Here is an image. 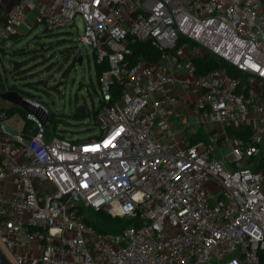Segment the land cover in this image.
I'll return each instance as SVG.
<instances>
[{"label":"built area","instance_id":"1","mask_svg":"<svg viewBox=\"0 0 264 264\" xmlns=\"http://www.w3.org/2000/svg\"><path fill=\"white\" fill-rule=\"evenodd\" d=\"M0 7L1 49L36 26L78 28L80 18L83 48L108 63L97 76V134L49 133L51 110L29 97L43 107L27 112L35 133H12L0 107V246L13 264H264V0ZM146 40L162 51L159 63L129 58ZM207 54L246 75V92L226 65L196 74L195 59ZM181 85L196 93L193 111L217 123L205 139L176 138L170 117ZM240 128L250 135L237 137ZM87 209L132 223L100 230Z\"/></svg>","mask_w":264,"mask_h":264},{"label":"rangeland","instance_id":"2","mask_svg":"<svg viewBox=\"0 0 264 264\" xmlns=\"http://www.w3.org/2000/svg\"><path fill=\"white\" fill-rule=\"evenodd\" d=\"M0 20L2 22V18ZM77 25L78 28L68 27L63 29H46L45 25L36 26L29 31L28 35L22 37L20 42H18L19 40H8L5 49L10 52L11 50H22L28 47L32 51L41 48L43 54L47 57L40 56L35 60L33 64H37V67L32 70L35 72L41 71L40 75H37L34 79L46 82L42 87L46 91L26 88L30 89V92L34 95H41L51 112L57 114L59 117L58 130L65 131L71 137L84 139L89 135L99 133L93 112L94 108L98 106L100 97L97 95L99 83L95 54L90 47L83 48L79 40L83 29V22L80 18L77 19ZM1 48L2 46H0ZM70 48L72 52L74 49L79 48L83 54L82 62L77 61L78 63L72 71L68 70L71 62L68 60L72 58L75 52L68 57ZM5 49L3 50L5 51ZM1 56L4 58L1 59ZM28 56L30 55L27 54ZM9 57L10 55L7 53H0L1 71L6 68L3 67V64L9 66ZM2 73L4 72L2 71ZM11 81L14 82L12 78ZM22 83L24 84L26 81L22 80ZM76 103L84 104L88 108L87 117L78 119L74 116ZM7 128L12 133L17 132L15 128L10 127L9 123ZM227 166L232 168L229 163ZM96 224L104 228H110L109 230L112 232H119V228H115V225L103 224L102 219L97 218Z\"/></svg>","mask_w":264,"mask_h":264},{"label":"trees","instance_id":"3","mask_svg":"<svg viewBox=\"0 0 264 264\" xmlns=\"http://www.w3.org/2000/svg\"><path fill=\"white\" fill-rule=\"evenodd\" d=\"M46 29H48V28H46ZM19 38L20 37L14 36V37H11L10 40H18ZM36 41H38V40H36ZM131 48L133 50V54L130 55L129 58L132 61H134L138 58H144V59L150 60L152 62L159 63L161 60L162 51L159 50L157 47H155L151 40L136 42V43L131 45ZM29 49L30 48L28 47V48H26V49L24 48L22 50H14V51L11 50L10 52H7L6 49H5V51L3 49H0V53H3V54L7 53L8 55H10V57H9V61H10L9 64L10 65L5 66V64H3V67H6V68L2 69V71L4 73H2L1 68H0V89H2V90H7V89L17 90V91L22 92L25 95V97L38 99V100H41L42 102L45 103V101L43 100L41 95L37 96V95L32 94L30 92V89L33 88L35 90L46 91V90L42 89L43 85L46 82H43L42 80H35L34 79L37 75H40L41 71L35 72L32 69L37 67V64H35V63L33 64V62L35 60H37L40 56H42L44 58H46L47 56L45 54H43L41 48L34 49L33 51L29 50ZM44 50H46V49H44ZM68 51H69L68 57H70L72 55V53L75 52L72 55V58L71 59L69 58L70 60H68V61H71L70 67L68 68V70L72 71V69H74L76 67V65L78 63L77 61H79V56L81 54V51L79 48L76 50L74 49L73 52H72V49L70 48ZM27 54H29L30 56L27 57ZM3 58L4 57L1 56V59H3ZM194 62L196 65V74H198V75L205 74V73L211 71L212 69H216V68L220 67V65H226L229 74L234 76V77H237L241 81V86L238 89V92H246V88L248 86L247 81H246V75H244L242 72H240L233 65H231L229 63H225L222 59H220L216 55L207 54L201 58L195 59ZM107 68H108V63H106V62L103 65H96L97 76H99L102 73V71L107 69ZM11 78H12V80H14V82L11 81ZM22 80L26 81V83L23 84ZM17 81H20V82L18 83ZM26 87H29L30 89H28ZM7 111H8L9 117H12L16 113H19L22 116L23 122H24L23 127H22V132L26 136H30V135H33L35 133V128H34L35 123L33 120H31L27 117V112L24 109L12 105L10 107H7ZM75 117L78 119L82 118V117H78V116H75ZM58 123H59V117L57 116V114L55 112H51L49 119H48L49 133L57 134V135L63 136V137L69 136L66 134L65 131L58 130V127H57ZM51 125H52L53 129L51 128ZM250 133H251V131L249 129L244 130L243 128H240L239 130L235 131L236 136L242 137V138H246V136L250 135ZM205 137L206 136H204V135L201 137H197V135L193 134L189 138V140H190V142H194L197 139H205ZM259 167H264V153L260 157ZM84 214H85L86 222L94 225L95 227H97L100 230H109L110 228H104V227L98 226L96 224L97 218L100 220L102 219L103 224L108 223L111 225H115V228H121L125 225H129L132 223V221L128 218H123L120 216L113 217L112 215L107 213L105 210L87 209L84 212Z\"/></svg>","mask_w":264,"mask_h":264},{"label":"crops","instance_id":"4","mask_svg":"<svg viewBox=\"0 0 264 264\" xmlns=\"http://www.w3.org/2000/svg\"><path fill=\"white\" fill-rule=\"evenodd\" d=\"M6 11L4 7H0V24L5 20ZM33 18L34 12L30 13ZM20 41V40H19ZM182 76H187L186 73L180 71ZM174 106L173 115L171 118L172 128L176 132V138L182 142H189V138L192 134L197 135V137L205 136L207 131L212 130L217 123L211 118H204L201 114H197L193 111L194 100L196 98V93L188 90L185 86L181 85L176 94L174 95ZM11 103L0 98V107H10ZM10 127H13L18 132L22 129L23 118L19 113L14 114L9 119ZM201 134V135H200ZM200 135V136H199ZM8 188L11 186L8 185Z\"/></svg>","mask_w":264,"mask_h":264},{"label":"water","instance_id":"5","mask_svg":"<svg viewBox=\"0 0 264 264\" xmlns=\"http://www.w3.org/2000/svg\"><path fill=\"white\" fill-rule=\"evenodd\" d=\"M83 57L79 56V61L82 62ZM10 65V64H9ZM0 98L5 101H8L14 106L24 109L28 113H34L38 115V111H43V107H36L34 106L26 97L25 95L17 90L7 89L2 90L0 89ZM74 116L85 118L87 117V109L84 104H75L74 107ZM46 118L42 119V122H45ZM0 264H13L12 261L8 258L2 247L0 246Z\"/></svg>","mask_w":264,"mask_h":264}]
</instances>
